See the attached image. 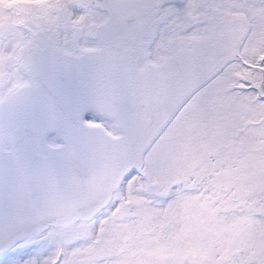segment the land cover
Returning a JSON list of instances; mask_svg holds the SVG:
<instances>
[{"label": "snow or ice", "instance_id": "obj_1", "mask_svg": "<svg viewBox=\"0 0 264 264\" xmlns=\"http://www.w3.org/2000/svg\"><path fill=\"white\" fill-rule=\"evenodd\" d=\"M0 264H264V0H0Z\"/></svg>", "mask_w": 264, "mask_h": 264}]
</instances>
